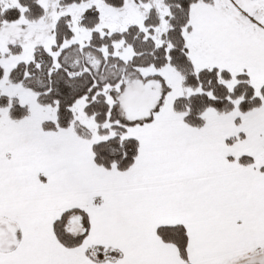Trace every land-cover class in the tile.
Listing matches in <instances>:
<instances>
[{"label":"snow or ice","instance_id":"snow-or-ice-1","mask_svg":"<svg viewBox=\"0 0 264 264\" xmlns=\"http://www.w3.org/2000/svg\"><path fill=\"white\" fill-rule=\"evenodd\" d=\"M0 264H264V0H0Z\"/></svg>","mask_w":264,"mask_h":264}]
</instances>
